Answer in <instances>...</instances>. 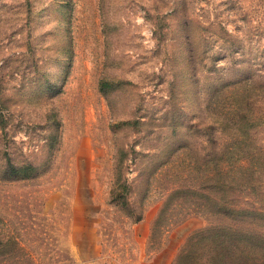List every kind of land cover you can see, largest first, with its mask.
<instances>
[{
  "label": "rangeland",
  "instance_id": "374dc122",
  "mask_svg": "<svg viewBox=\"0 0 264 264\" xmlns=\"http://www.w3.org/2000/svg\"><path fill=\"white\" fill-rule=\"evenodd\" d=\"M209 197L264 208V0H0V264H175Z\"/></svg>",
  "mask_w": 264,
  "mask_h": 264
},
{
  "label": "trees",
  "instance_id": "16d2710c",
  "mask_svg": "<svg viewBox=\"0 0 264 264\" xmlns=\"http://www.w3.org/2000/svg\"><path fill=\"white\" fill-rule=\"evenodd\" d=\"M14 170L16 172L22 171L18 167H15ZM23 170H29V168H24ZM209 198L208 202H212L215 206V210H211L212 213L221 216L223 220L237 221L239 225L225 221L221 226L220 224L211 225L213 223H210L211 226L208 229L196 232L189 239L190 241L186 243L178 255L175 264H206L215 251H218L221 264H233L234 257L243 254L247 250H264V247L259 243V240H264V230H258L255 227L252 229L250 226L241 225L247 223L245 222L247 221L245 217L253 218V221L264 220V208L255 205L238 207L236 202L224 197ZM212 232H218L219 244H215L214 248L211 242L204 241V246H202L201 240ZM213 242L217 243V241ZM211 253L213 254L210 255Z\"/></svg>",
  "mask_w": 264,
  "mask_h": 264
}]
</instances>
